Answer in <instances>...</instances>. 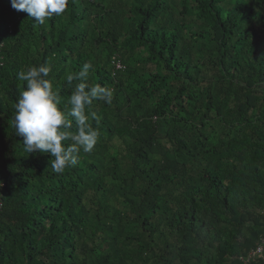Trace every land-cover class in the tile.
<instances>
[{"label": "trees", "instance_id": "obj_1", "mask_svg": "<svg viewBox=\"0 0 264 264\" xmlns=\"http://www.w3.org/2000/svg\"><path fill=\"white\" fill-rule=\"evenodd\" d=\"M45 62L63 104L85 64L112 92L61 174L13 127ZM263 237L264 0H0V264H243Z\"/></svg>", "mask_w": 264, "mask_h": 264}, {"label": "clouds", "instance_id": "obj_2", "mask_svg": "<svg viewBox=\"0 0 264 264\" xmlns=\"http://www.w3.org/2000/svg\"><path fill=\"white\" fill-rule=\"evenodd\" d=\"M68 4L69 0H11L14 10L26 12L39 24L62 15ZM90 67V64H85L77 75L67 76L69 83L74 79L81 82L75 86L66 104L49 79L51 65L47 62L28 66L17 74L25 85L15 104V135L23 138L25 152L50 154L51 169L57 174L74 166L78 153L81 150L85 153L92 151L97 141L98 131L89 123L90 115L94 117L95 113L89 114L88 106L94 100L109 104L112 101L110 89L87 84ZM72 121L75 130H70Z\"/></svg>", "mask_w": 264, "mask_h": 264}, {"label": "built area", "instance_id": "obj_3", "mask_svg": "<svg viewBox=\"0 0 264 264\" xmlns=\"http://www.w3.org/2000/svg\"><path fill=\"white\" fill-rule=\"evenodd\" d=\"M113 63L117 68H121L122 64L118 60H113ZM240 261L243 264H250L254 261H258L260 264H264V237L253 249L240 256Z\"/></svg>", "mask_w": 264, "mask_h": 264}]
</instances>
